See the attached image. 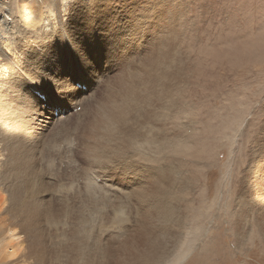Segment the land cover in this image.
<instances>
[{
	"label": "bare ground",
	"instance_id": "obj_1",
	"mask_svg": "<svg viewBox=\"0 0 264 264\" xmlns=\"http://www.w3.org/2000/svg\"><path fill=\"white\" fill-rule=\"evenodd\" d=\"M13 1L0 0V243L3 235L17 243L0 244V264H169L176 244L186 238L180 241V224H172L182 216L179 204L186 202L187 188L177 168L183 161L177 148L187 137L172 128L185 114L178 100L186 63L179 45L185 13L177 14L166 0H15L14 17ZM70 73L88 87L85 95L69 86L57 91L56 81ZM28 86L46 93L48 103L72 100L60 104L71 110L66 120L81 107L79 116L88 117L77 135L78 155L71 154L77 147L71 137L65 157L84 182L102 181L93 188L97 202L123 194L135 198V221L123 213L126 198L124 208L114 202L113 208L103 203L89 211L67 205L73 193L64 185L50 186L49 159L63 150L52 146L61 132L56 122L65 119L42 114ZM184 117L182 127L194 129L197 121ZM251 149L235 218L239 222L244 215L264 244V143ZM138 157L152 167L137 174L143 184L126 182L131 191L124 193L109 175L144 165Z\"/></svg>",
	"mask_w": 264,
	"mask_h": 264
},
{
	"label": "rangeland",
	"instance_id": "obj_2",
	"mask_svg": "<svg viewBox=\"0 0 264 264\" xmlns=\"http://www.w3.org/2000/svg\"><path fill=\"white\" fill-rule=\"evenodd\" d=\"M166 3L173 6L177 14L185 13L181 21L179 45L186 63L181 74V95L178 100L182 104L181 109L185 110L184 116L188 115L197 121L194 129H185L182 127L185 122L183 116L179 119L180 125L172 127L179 129L182 134L180 136L187 137V144L177 148L178 155L183 160L177 162V168L186 181V202L179 204V208L181 206L182 209L183 206L182 216L172 222L173 225L180 224V241L186 238L184 243L176 244L175 257L169 264H264V244L257 228L253 226L250 229L249 222L243 220L244 215L239 222L235 218L241 205L237 196L239 179L249 171L247 157L257 142L264 143V133L260 132L264 127V0H166ZM15 6L14 0V17ZM71 101L60 103L61 100H53L50 104L60 106ZM80 110L81 107H78V114L56 122L58 125L55 130H61L60 137H55L56 143L65 145L74 137V145H79L77 135L81 134V125L88 117L79 116ZM86 110L91 111L90 108ZM188 129L192 131L191 136H187ZM77 148L78 146L72 155H78ZM62 149L60 153L52 152V159L57 161L58 167L53 168L51 165L53 180L49 184L60 188L59 185H64L68 192L73 193V196L66 199L69 207H83L92 211L94 206L103 203V206L107 204L106 207L113 208L114 202V207H121L126 198L125 202L130 207L125 203V209L131 212L123 213L131 214L129 221H135L132 220L135 219L132 217L138 208L135 198H122L123 194L119 196L121 199H111L106 204L101 199L97 202L93 195L98 196L99 193L93 188L99 189L102 181L98 183L96 181L100 179H94L95 183L91 181L92 185L85 181V185L82 177L74 172L71 159L65 157L64 147ZM152 151L155 153L152 156L158 155L154 149ZM167 154L171 156L172 152L168 150ZM138 161L144 164L139 165V168L135 167L138 170L131 168L133 172L127 175L114 173L109 175V181L122 190H127L126 182L130 179L134 182L133 187L143 184L145 178L137 174L143 168L152 166L144 163L140 157ZM80 163L84 164L82 160ZM61 165L64 167L61 168ZM81 181L83 186H79ZM124 190V193L131 191ZM54 192H59V189ZM91 192L94 194L90 195ZM44 194L50 199L47 195L49 192ZM132 201L136 202L133 204ZM73 225L75 230L80 228L81 231L82 226L76 223ZM126 226L127 229L130 228ZM186 227L189 234L184 229ZM3 236L5 240L2 238L4 243L1 242V245L7 247L8 243V246L17 243L16 238Z\"/></svg>",
	"mask_w": 264,
	"mask_h": 264
},
{
	"label": "snow or ice",
	"instance_id": "obj_3",
	"mask_svg": "<svg viewBox=\"0 0 264 264\" xmlns=\"http://www.w3.org/2000/svg\"><path fill=\"white\" fill-rule=\"evenodd\" d=\"M69 86V81L67 80H58L56 81L57 91H62L64 88Z\"/></svg>",
	"mask_w": 264,
	"mask_h": 264
}]
</instances>
